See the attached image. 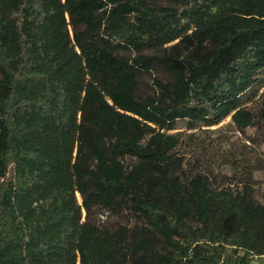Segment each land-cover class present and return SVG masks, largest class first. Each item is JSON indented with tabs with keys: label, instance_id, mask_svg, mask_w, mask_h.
Listing matches in <instances>:
<instances>
[{
	"label": "trees",
	"instance_id": "16d2710c",
	"mask_svg": "<svg viewBox=\"0 0 264 264\" xmlns=\"http://www.w3.org/2000/svg\"><path fill=\"white\" fill-rule=\"evenodd\" d=\"M261 71L264 0H0V264L264 255L262 166L214 171L172 131L228 116L264 131V90L242 104Z\"/></svg>",
	"mask_w": 264,
	"mask_h": 264
},
{
	"label": "rangeland",
	"instance_id": "374dc122",
	"mask_svg": "<svg viewBox=\"0 0 264 264\" xmlns=\"http://www.w3.org/2000/svg\"><path fill=\"white\" fill-rule=\"evenodd\" d=\"M259 76L264 77V71H261ZM152 90L151 77L147 74L143 75L140 79L138 93L147 95ZM262 90L264 87L259 88L258 91L256 87L250 89L242 97V104L250 108L255 107ZM172 131H181L184 138V144L181 147L183 151H191L199 158L200 163L212 167L214 171L219 169L222 160L228 162L248 160L252 165L260 164L262 168L253 173L256 180L255 196L258 200L264 199V131L254 126L246 127L241 131L232 123L230 116L216 125L198 126L194 129H186L185 121L178 120ZM189 133L192 135L188 137ZM228 166L223 167L224 171L229 172ZM77 197L80 201V196ZM83 216H85V211H83ZM89 218L107 228H114L121 223L128 225L134 223V218L130 214L123 211L111 212L100 207H93ZM248 264H264V255L252 256Z\"/></svg>",
	"mask_w": 264,
	"mask_h": 264
}]
</instances>
